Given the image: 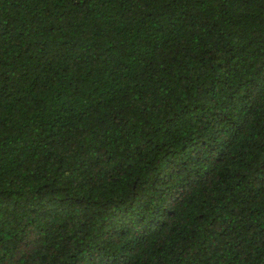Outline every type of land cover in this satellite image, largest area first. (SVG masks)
I'll use <instances>...</instances> for the list:
<instances>
[{"label":"trees","instance_id":"16d2710c","mask_svg":"<svg viewBox=\"0 0 264 264\" xmlns=\"http://www.w3.org/2000/svg\"><path fill=\"white\" fill-rule=\"evenodd\" d=\"M0 264H264V0H0Z\"/></svg>","mask_w":264,"mask_h":264}]
</instances>
